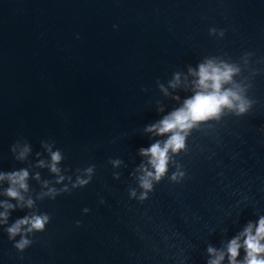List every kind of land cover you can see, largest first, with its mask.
Instances as JSON below:
<instances>
[{
  "label": "water",
  "instance_id": "obj_1",
  "mask_svg": "<svg viewBox=\"0 0 264 264\" xmlns=\"http://www.w3.org/2000/svg\"><path fill=\"white\" fill-rule=\"evenodd\" d=\"M209 60L254 103L192 129L141 200V150L168 139L148 129ZM20 170V199L0 180V264H229L264 218V0H0V174Z\"/></svg>",
  "mask_w": 264,
  "mask_h": 264
},
{
  "label": "clouds",
  "instance_id": "obj_2",
  "mask_svg": "<svg viewBox=\"0 0 264 264\" xmlns=\"http://www.w3.org/2000/svg\"><path fill=\"white\" fill-rule=\"evenodd\" d=\"M236 72H238V69L234 66L228 64L217 65L211 60L205 64H201L199 72L196 74L198 80L195 85V94L190 99L184 101L183 107L165 117L158 125L148 129V131H156L158 135H168V139L164 142L163 146L160 143H155L149 149L141 150L142 155L150 157L149 164L154 169V172L145 171V176L141 178V187L146 190L141 195V200L147 199V191H151L152 189L151 181L153 179L159 181L167 172L169 152L176 154L185 149L187 136L192 129L209 120H218L226 109L229 111L234 110L237 116H241L252 106L254 101L244 99L240 91L223 88L225 84L232 82V76ZM59 160V152L53 153V172L58 171L55 164ZM88 171L90 172L91 169ZM183 175L182 172L174 173L172 179L176 180L177 176L182 177ZM27 177L28 172L26 170H20L7 175L0 174V180L7 179L12 185L6 190L5 195L12 199H20L21 197L15 186L18 185L20 189L27 190L25 183ZM78 183L86 184L88 181L78 180ZM132 195L134 196L135 193L133 192ZM31 203L29 201V206H31ZM5 207L11 206L5 205ZM3 215L6 221L7 213L5 212ZM47 222V215L26 217L17 221L7 231L9 237L12 238L20 232L21 227L24 225H30L28 229L30 232L33 230L43 231ZM241 239H243V244L240 243ZM29 244L30 241L22 238L14 246L23 251ZM241 248L246 253L242 264H264V218L259 220L258 226L255 228V234H253V226L249 225L241 236L229 243L227 248L229 264H237V257ZM209 253L215 254V250L209 248ZM223 258L224 256L221 254L217 259L210 261L209 264H220Z\"/></svg>",
  "mask_w": 264,
  "mask_h": 264
}]
</instances>
